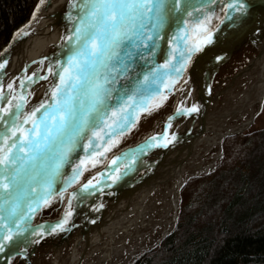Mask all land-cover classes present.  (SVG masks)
Wrapping results in <instances>:
<instances>
[{"label":"snow or ice","instance_id":"1","mask_svg":"<svg viewBox=\"0 0 264 264\" xmlns=\"http://www.w3.org/2000/svg\"><path fill=\"white\" fill-rule=\"evenodd\" d=\"M216 2L78 0L73 3L79 9L74 30L65 37L68 55L64 63L55 61L57 69L51 65L48 69L54 81L59 77L48 89L51 96L45 93L30 111H24V95H13L16 89L9 83L11 92L5 96L0 84V222L4 229L0 253L6 258L9 253L16 254L21 238L24 244L31 243L23 236L21 225L27 222L28 213L35 211L34 205L51 200L57 179H63L65 185L75 182L82 166L99 162L89 159V152L96 157L101 147L106 150L111 142H118L116 137L130 129L139 119L138 113L149 112L166 99L160 85L169 87L200 43L210 42L208 25L214 16L210 5ZM223 8L225 17L243 23L245 0H229ZM197 35L203 37L199 42L194 40ZM157 58H163V65L156 63ZM5 63L0 62V68ZM193 74H198L195 65ZM32 79H21V89L25 80ZM176 111L187 114L198 108L193 104ZM26 124L31 127L25 128ZM85 135L89 141L84 144L85 156L72 164L70 175L63 176V165L70 162V153ZM156 140L150 137L144 148ZM92 184V179L81 184L82 192H88ZM69 215L66 212L53 231L65 230L62 225Z\"/></svg>","mask_w":264,"mask_h":264},{"label":"bare ground","instance_id":"2","mask_svg":"<svg viewBox=\"0 0 264 264\" xmlns=\"http://www.w3.org/2000/svg\"><path fill=\"white\" fill-rule=\"evenodd\" d=\"M76 2L78 0H39L30 20L13 33L0 52V62L6 61L4 67L0 68L3 92L7 96L11 92L7 85L12 83L16 89L13 95L22 94L25 97L24 111H30L35 103L45 97V93L50 97V85L59 82V77H55L54 81L48 69L50 65L57 69L55 61L64 63L68 55V42L65 37L74 30L79 15V9L73 7ZM245 8L247 12L243 23H233L228 19L211 37L209 43L202 44V51L188 67L177 90L176 109L195 104L198 111L185 114L175 110L170 116L171 120L164 122L162 132L150 136L156 137V141L144 148L150 138L148 137L145 141L123 150L113 156L107 167L95 175L88 192H82L80 187L74 190L69 197L71 203H68L70 215L67 223L62 225L65 230L53 231L55 225L65 218V214L56 222L39 224L37 220L41 212L40 205H34L35 211L28 213L27 222L21 225L25 229L23 236H27L31 243L24 244L21 238L16 254L23 253V259L29 263L43 239L51 238L53 249L58 251L75 237L69 264H82L83 257L100 244L105 235L113 240V235L118 231L127 232L133 228L135 224L128 216L135 212L138 216L148 213L149 205L143 204L149 202V195L154 197L155 189L161 186L167 185L160 203L163 222L169 215L166 204L170 198L173 200V210L177 211L176 196L183 183L184 163L202 144L203 135L207 133L209 108L216 98L213 95L214 78L218 69L229 60L234 49L245 41L259 46V53L249 69L240 71L234 78L235 81H246L245 87L242 85L240 89L241 101L238 103L245 111L249 104H256L257 97L260 100L264 98V0H245ZM164 44L167 47L166 41ZM140 64L143 65V61ZM193 65L198 73L195 77ZM25 76L33 79L25 80L24 88L21 89L19 81ZM28 127L31 125L26 124L25 128ZM124 153L129 154L127 159L113 161L114 157H121ZM71 172L72 165L62 168L63 176H68ZM171 181L175 184L172 187ZM75 182L65 185L63 179H57L54 189H66ZM150 211V214L157 212L155 204ZM29 224L31 228L28 227ZM36 234L37 240L34 241ZM108 251L111 255L112 248ZM16 254L9 253L6 258L0 253V264L13 260ZM54 264H59L58 257Z\"/></svg>","mask_w":264,"mask_h":264},{"label":"rangeland","instance_id":"3","mask_svg":"<svg viewBox=\"0 0 264 264\" xmlns=\"http://www.w3.org/2000/svg\"><path fill=\"white\" fill-rule=\"evenodd\" d=\"M225 3H227L226 0H217L216 4L210 5L214 13L213 19L208 25L211 31L224 18L225 10L223 4ZM194 38L200 39L203 37L197 35ZM201 51L202 44H200L198 50L194 51L182 74L175 78L162 94L166 99L160 102L159 106L151 107V110L139 117L128 131L116 137L118 142H111L106 150L103 147L99 151L100 154L92 158V160H98L99 162L95 163V166L88 163L80 179L69 190L60 193L47 203L41 209L37 223L60 220L70 210L68 203L72 192L105 169L113 156L145 141L156 132H162L164 122L175 113L178 103L177 90L185 78L187 69ZM258 53L259 46L253 42L245 41L234 49L229 60L218 69L213 83V95L216 98L209 108L210 120L207 133L203 135L204 141L202 144L184 163L183 183L176 196L177 211L173 210V200L170 198L166 204L169 215L167 220L163 222L160 203L163 199V194L166 193L167 185L155 189L154 197L149 195L147 199L149 202L143 204L144 206L149 205L148 213L145 214L143 212L144 214L138 216L135 212L134 215H129L128 219L135 224L133 228L127 232H124V230L118 231L113 235V240L105 235L104 240L100 244L90 249L86 255L84 254L82 264H133L141 255L154 249L167 236L176 231L182 200L181 191L189 179L212 174L216 169H246L242 165L240 157L237 158V162H235V159L233 160L235 167H222L221 165L224 159L225 141L229 136L264 131V98L260 100L257 97L256 104H249L247 109L243 111L244 107L240 106L238 102L241 101L240 93L242 92H240V89L242 85L245 87L246 81L245 79L241 81L240 79L238 81L234 80L240 71L249 69ZM250 144L252 145L253 143L251 142ZM207 177H210V179L202 180V185H208L212 181L211 175ZM173 185H175L174 181H171L170 186L172 187ZM203 190L207 191V189ZM154 204L157 212L150 214ZM37 236L36 234L33 237L34 241L37 240ZM74 241L75 237L68 242L67 246L57 251L53 249L52 239L47 237L42 240L29 263L23 259L20 253H17L11 264H54L57 257L59 264H69ZM109 248H112L111 255L108 253Z\"/></svg>","mask_w":264,"mask_h":264},{"label":"trees","instance_id":"4","mask_svg":"<svg viewBox=\"0 0 264 264\" xmlns=\"http://www.w3.org/2000/svg\"><path fill=\"white\" fill-rule=\"evenodd\" d=\"M38 2L0 0V52ZM239 157L185 183L176 231L133 264H264V131L226 139L221 166Z\"/></svg>","mask_w":264,"mask_h":264},{"label":"water","instance_id":"5","mask_svg":"<svg viewBox=\"0 0 264 264\" xmlns=\"http://www.w3.org/2000/svg\"><path fill=\"white\" fill-rule=\"evenodd\" d=\"M227 1V3L229 2V0H226ZM228 19L229 18H227V17H224L223 19H222V21L219 23V25L213 30V31H211V37L213 36V35H215L225 24H226V22L228 21ZM203 38H198V39H195L194 38V40H196L197 42H199V41H201ZM200 44H203V43H200ZM194 54V52L192 53V55ZM156 63H159V64H161V65H163V58H157L156 59ZM151 66H153V65H151ZM166 82H167V80H166ZM168 88V87H167ZM166 87H164V85L163 84H161L160 85V93L161 94H163L164 92H165V90L167 89ZM145 113H147V112H140V113H138V116L139 117H142ZM169 119V118H168ZM168 119L166 120V121H168ZM136 121H137V119H136ZM135 121V122H136ZM104 131L106 132L107 130L106 129H104ZM88 135H91V133H89ZM93 141H95V137H93ZM86 143H89V141H88V136L87 135H85L84 137H83V139L81 140V142H80V144H79V146L77 147V148H75V150L72 152V153H70V162L69 163H65L64 165H63V168L64 167H66V166H68V165H72V164H74V163H77L78 161H79V159L81 158V157H84L85 156V148H84V144H86ZM96 143H99V144H106L107 143V141H96ZM103 147H101L100 148V150L102 149ZM99 150V151H100ZM88 156H89V159H91L92 158V156H91V153L89 152L88 153ZM87 164V163H86ZM85 164V165H86ZM70 186V185H69ZM69 186H68V188H69ZM68 188H66V189H68ZM64 191L65 189H60V190H56L55 192H54V194H53V196L51 197V200L57 195V194H59L60 192H62V191ZM50 200V201H51ZM49 201V202H50ZM48 202V203H49ZM45 206V204L44 203H42V204H40V206H39V209L41 210L42 209V207H44ZM3 222H0V234H2L3 233V231H4V229H3ZM13 228H15L14 226L15 225H11ZM11 260L12 259H10V261L9 262H7V263H5V264H10L11 263Z\"/></svg>","mask_w":264,"mask_h":264}]
</instances>
